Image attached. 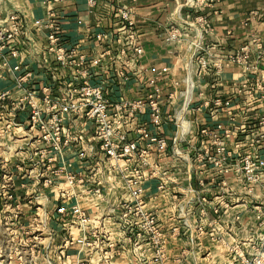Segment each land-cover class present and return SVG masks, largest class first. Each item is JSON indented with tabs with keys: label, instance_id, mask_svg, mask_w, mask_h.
<instances>
[{
	"label": "crops",
	"instance_id": "obj_1",
	"mask_svg": "<svg viewBox=\"0 0 264 264\" xmlns=\"http://www.w3.org/2000/svg\"><path fill=\"white\" fill-rule=\"evenodd\" d=\"M121 7L131 10L137 42L143 46L129 64L118 48L123 36ZM11 11L19 13L24 32L17 40L19 53L10 56L8 65L0 64V92L9 91L6 99L0 98V107H5L0 126L6 128L13 116L23 125L0 135V264H77L78 260L83 264H238L241 257L260 253L264 213L245 202L243 174L235 170L225 174V187L218 170L202 164L197 154L214 147L212 133L202 129L214 130L222 123L231 129L229 136L220 134L235 155L251 151L264 155V144L252 145L254 136L263 131L259 118L264 114V94L254 86L264 78V0H215L202 7L191 6L188 0H96L94 5L89 0H0V20ZM200 13L211 19L213 27L198 38V25L191 22ZM47 18L61 24L65 46L75 49L65 65L48 51ZM39 19L44 23L36 24ZM169 25L180 26L184 37L167 41ZM110 46L115 48L113 58L102 55ZM243 46H247L246 60H233ZM203 54L209 58L207 68L197 60ZM100 55L101 62L94 64L92 60ZM216 61L223 63L220 72L215 70ZM123 63L131 71L125 83L118 76ZM163 66L169 71L158 80L163 90L159 132L168 138V146L162 152L152 150L141 165L145 208L156 213L166 241L164 256L159 257L152 242L120 225L123 204L132 199L126 180L135 162L110 159L92 121L81 113L65 118L73 140L49 161L28 132V110L13 109L12 103L23 92L17 76L24 72L30 73L31 88L40 94L48 88L55 96L90 76L104 81L115 102L147 96L153 90L148 81L151 68ZM84 69L89 73L83 74ZM187 76L194 82L189 91ZM171 91L175 93L170 97ZM217 99H229V107ZM149 121L148 112L138 113L126 117L122 127L136 138L137 128ZM237 141L240 147L235 146ZM154 167L157 171L152 174ZM58 169L64 170L54 175ZM65 170L77 175L74 184L68 182ZM46 178L52 179L49 185ZM256 192L264 195V180L256 184ZM221 198L229 206L216 214L213 207ZM76 203L93 219L85 235L72 213ZM94 229L99 233L94 245H83L80 239L89 240Z\"/></svg>",
	"mask_w": 264,
	"mask_h": 264
},
{
	"label": "built area",
	"instance_id": "obj_2",
	"mask_svg": "<svg viewBox=\"0 0 264 264\" xmlns=\"http://www.w3.org/2000/svg\"><path fill=\"white\" fill-rule=\"evenodd\" d=\"M47 1H63V0H47ZM215 0H188V3L194 7L211 6ZM91 5L96 3V0H89ZM122 16L123 36L118 44L119 53L127 56V63L143 52V46L137 42V29L135 20L132 18L131 10L126 7L119 9ZM53 12H50L51 17ZM44 20H37L36 24H42ZM196 24L199 28L198 38L202 37L205 32L212 30V21L205 14L200 13L196 16L191 25ZM49 31L47 34L48 51L54 53L61 64H67L75 53V49H68L65 46L64 34L62 26L53 18H47ZM24 32L21 24L20 15L17 11H11L4 19L0 20V64L8 65L11 55H17L19 48L17 40ZM104 33L98 34L102 38ZM184 37V30L178 25H169L165 29V39L173 42ZM195 44L202 50L204 49L200 42L195 41ZM247 46H243L241 52L232 56L233 60L245 61ZM115 48L108 47L103 53L107 57H115ZM102 55L92 60L94 64H99ZM198 62L201 67L207 68L210 66L207 55H199ZM216 71L220 72L223 63L220 61L214 62ZM18 68V67H16ZM152 76L148 81L153 85V90L147 96L141 98L128 99L123 98L115 102L106 93V84L104 81H95L90 76L81 77V81L71 86L64 95H52L50 89H45L43 94L31 88L29 83V72H24L17 76V86L23 90L21 96L16 98L12 103L14 109H27L29 112V134L33 135L35 140L41 144L39 152L49 161H54L59 154L63 153L65 146L69 145L73 140V135L64 124L65 118L69 115L81 113L87 120L92 121L95 134L100 141V146L106 155L112 160H126L129 163L135 162L132 167V174L127 177V186L132 196L131 200L124 202L123 211L120 219L121 228L127 232L134 233L138 238H147L155 246V252L159 257H163L165 253V237L160 231L158 217L155 212L145 208L143 171L142 166L145 164L147 155L156 150L164 151L168 146V138L159 132L163 124V110L159 99L162 95V87L158 80L160 77L169 71L168 66L161 68L152 67ZM89 70L84 69L83 74H88ZM118 76L121 83H125L131 79V71L129 66L123 63V66L118 69ZM187 87L189 91L194 82L190 76L186 77ZM254 88L262 90L264 94V78L258 80ZM175 92L171 91L169 96H173ZM9 95L8 90L0 92V98L6 99ZM218 104H223L229 107V99H217ZM0 107V116L3 117L4 104ZM148 112L150 121L148 124H141L138 130V136L132 138L128 132L123 129L122 124L126 117L134 116L138 113ZM260 125L263 126V131L257 133L253 140V147L257 148L264 144V114L259 118ZM151 124V125H150ZM23 123L17 117L8 119L6 128L0 126V135L5 131L11 132L12 127L22 126ZM225 136L231 134V129L225 127L222 123H218L214 130H208L204 127L202 132L212 133L213 148H206L199 151L197 158L202 164H212L221 175L220 183L227 186L225 174L232 170L243 174L246 187L249 190L254 189L256 184H260L264 180V155H260L257 151H251L240 155H235V151L230 148L222 139L220 132ZM176 141V139H175ZM236 147H240V142L237 141ZM179 152V150L177 151ZM64 170V169H62ZM59 170H53L54 175L58 174ZM154 167L150 173L155 174ZM67 180L74 184L77 180V175L74 172L66 171ZM203 181V180H202ZM52 182L51 178H46L44 183L49 185ZM160 187H164L160 184ZM191 191L195 189L190 187ZM100 192L99 188L95 189ZM229 206V202L225 198H221L220 202L215 203L213 212L221 213V209ZM61 211H63L61 209ZM72 213L80 224V228L85 235L88 227L92 225L93 219L81 207L79 203L74 204ZM261 215H259L260 217ZM89 240L83 237L80 239L83 245L93 246L94 242L99 237V233L94 229L91 230ZM69 243H73L72 240ZM254 261L261 264L264 261V242H262L260 253L254 256ZM240 261L247 262L246 257H241ZM77 264H83V261L78 260Z\"/></svg>",
	"mask_w": 264,
	"mask_h": 264
},
{
	"label": "rangeland",
	"instance_id": "obj_3",
	"mask_svg": "<svg viewBox=\"0 0 264 264\" xmlns=\"http://www.w3.org/2000/svg\"><path fill=\"white\" fill-rule=\"evenodd\" d=\"M246 189H247V193L249 195L247 194L248 198H245V202L247 204H250V206L252 208L259 209L262 213H264V195L257 194L256 186L252 190H249L248 187H246ZM1 217H2V215H1ZM34 218H37V216H35ZM6 222H8V221H6L5 219H4V221H2V223H4V224ZM0 223H1V219H0ZM39 224H43V221L39 222ZM262 241L264 242V238H263ZM254 258L255 257H253V258H248L247 257L246 258L247 262L239 261L238 264H257V263H255ZM261 264H264L263 260H262Z\"/></svg>",
	"mask_w": 264,
	"mask_h": 264
}]
</instances>
